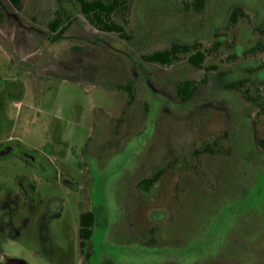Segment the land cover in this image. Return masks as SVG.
Here are the masks:
<instances>
[{"label":"rangeland","instance_id":"rangeland-1","mask_svg":"<svg viewBox=\"0 0 264 264\" xmlns=\"http://www.w3.org/2000/svg\"><path fill=\"white\" fill-rule=\"evenodd\" d=\"M237 7L248 19L232 26ZM127 19L122 38L74 3L0 0V147L45 164L9 153L0 162V189L18 192L23 179L33 191L0 263L87 264L80 218L94 205L95 255L119 264H264V77L230 49L253 40L264 0H207L201 11L138 0ZM175 43L205 52L202 68L190 55L145 61ZM185 81L197 86L188 101L177 93Z\"/></svg>","mask_w":264,"mask_h":264},{"label":"flooded vegetation","instance_id":"flooded-vegetation-1","mask_svg":"<svg viewBox=\"0 0 264 264\" xmlns=\"http://www.w3.org/2000/svg\"><path fill=\"white\" fill-rule=\"evenodd\" d=\"M206 2L207 0L205 1V5ZM236 10H240L242 16L238 19L236 23H233L232 15ZM240 19H248V15L243 11L242 8L237 7L231 12L230 21L232 26H236ZM251 26L253 27V37H254L253 40L247 43L239 44L237 40L233 39L235 42L238 43L237 44L235 43L236 45H234V43L231 42L230 49L233 48L235 50L234 55L231 56V59H238V60L252 59V61H249V63L252 65L251 66L252 69L254 68L257 70H262L263 71L262 76L264 77V21L259 24L256 23L251 24ZM202 53H204L207 56L205 52ZM253 59H258L259 61L263 59V62L261 63V65L257 66L253 61ZM246 91L247 90L244 91L245 94ZM6 153L19 155L23 157L25 160L30 161L35 165L39 166L40 170L44 169L43 168L45 166L44 163L36 161L34 157L26 153L23 150V148L19 145L12 146L9 150H7V152L5 147H0V162L5 157ZM3 192L4 189H0V193ZM32 196H33V191L31 186L28 185L26 180L23 179L19 181L18 192H14V193L8 191L4 192L3 199L0 201V242L1 241L4 242V240L10 241L11 239L13 240L15 237L19 236V231L16 229L15 226L16 215L21 210V205L19 202L21 199H23V201L28 202L30 201ZM101 214H102V208L101 207L95 208L94 205L91 209H89L88 211L82 214L80 218V231H79L81 253L85 258L87 264H107V263L119 264V261L116 260L117 255L116 256L105 255V254L100 256L95 255V233L99 229L98 227L99 220L103 218ZM53 216L57 217L59 216V213H53ZM106 256L108 257L105 258ZM0 264H12V260L8 258L6 261ZM18 264H23V263L20 262Z\"/></svg>","mask_w":264,"mask_h":264},{"label":"trees","instance_id":"trees-1","mask_svg":"<svg viewBox=\"0 0 264 264\" xmlns=\"http://www.w3.org/2000/svg\"><path fill=\"white\" fill-rule=\"evenodd\" d=\"M16 9L22 8L23 0H8ZM138 0H112L106 3L103 0H57L58 3H74L79 12L88 20V22L97 30L105 33L117 34L122 38H126V25L128 24V16L131 13L133 5ZM206 0H192V8L195 10H202L205 6ZM65 12L64 8L61 9ZM242 16L240 10L234 11L232 15V22L236 23ZM62 13L57 15V18L51 23V31L56 33L61 28ZM68 27L62 28V33ZM190 55L188 62L198 68H202L206 60V55L198 50L196 45H183L179 43L173 44L169 49L155 52L152 55L145 57V61L155 63L162 66H172L175 62L180 60L182 56ZM229 90H242V83H232L227 86ZM131 95L132 100L134 94L131 87L125 88ZM197 90L196 83L193 81H185L180 83L177 87V93L182 101H187L192 98ZM246 94L249 93L246 91ZM210 147L204 149L205 152H211ZM162 170L156 173L151 179L142 182L145 190H149L162 176ZM113 264V263H107Z\"/></svg>","mask_w":264,"mask_h":264},{"label":"water","instance_id":"water-1","mask_svg":"<svg viewBox=\"0 0 264 264\" xmlns=\"http://www.w3.org/2000/svg\"><path fill=\"white\" fill-rule=\"evenodd\" d=\"M18 263H20V262H18Z\"/></svg>","mask_w":264,"mask_h":264}]
</instances>
